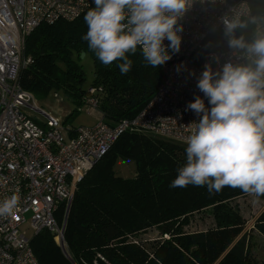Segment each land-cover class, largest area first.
Returning a JSON list of instances; mask_svg holds the SVG:
<instances>
[{
    "label": "trees",
    "instance_id": "obj_1",
    "mask_svg": "<svg viewBox=\"0 0 264 264\" xmlns=\"http://www.w3.org/2000/svg\"><path fill=\"white\" fill-rule=\"evenodd\" d=\"M249 4L259 0H247ZM73 20L41 23L25 37L23 57L31 63L18 74L21 87L44 100L59 91L68 94L78 112L88 88H100L92 94L98 100L102 119L113 125L133 118L152 98L161 77V66L143 61L138 50L129 58L131 70L121 74L117 62L103 65L83 39L87 32L84 16ZM239 35V30L238 33ZM250 36V34H249ZM217 48L227 49L217 34L208 36L192 60L200 64L204 56ZM93 63V78L88 86L81 65V54ZM186 147L139 132H124L111 148L76 184L64 228L68 255L75 264H264L249 251L245 221L232 200L246 193L223 188L209 194L207 186L189 185L171 188L178 168L186 162ZM118 159L135 163L132 178L117 176ZM212 209L215 228L185 232L193 214ZM65 218L61 206L55 214L60 225ZM156 228L168 239L153 244L150 251L132 242L140 233ZM253 230L264 237V210L254 221ZM30 246L38 264H72L48 229L34 235Z\"/></svg>",
    "mask_w": 264,
    "mask_h": 264
},
{
    "label": "built area",
    "instance_id": "obj_2",
    "mask_svg": "<svg viewBox=\"0 0 264 264\" xmlns=\"http://www.w3.org/2000/svg\"><path fill=\"white\" fill-rule=\"evenodd\" d=\"M245 0H193L177 21L182 26L179 52L169 41L163 44L170 59L161 66L157 89L146 105L130 119L107 124L102 117L92 125L72 126L42 109L33 94L21 87L19 71L31 63L23 57L24 40L39 24L73 20L94 7V0H0V202L19 197L15 216L0 217V264H38L30 241L42 229L54 234L62 252L65 220L55 219L58 209H69L76 184L126 131L163 137L186 145L191 123L200 117L187 105L200 96L198 80L214 59V72L226 62H243L233 55L224 36L222 17ZM217 34L227 49L215 48L200 64L192 60L204 40ZM218 58V59H217ZM100 88H88L79 113L98 112L92 96ZM54 96H57L54 94ZM41 119H40V117ZM28 224L32 235L22 227ZM168 239L167 234L163 235ZM161 238V237H160ZM132 242L140 245L137 240ZM97 258L107 262L103 256ZM96 264V260L93 261Z\"/></svg>",
    "mask_w": 264,
    "mask_h": 264
},
{
    "label": "clouds",
    "instance_id": "obj_3",
    "mask_svg": "<svg viewBox=\"0 0 264 264\" xmlns=\"http://www.w3.org/2000/svg\"><path fill=\"white\" fill-rule=\"evenodd\" d=\"M193 0H94L84 16L89 49L105 66L119 62L127 74L139 50L147 65H163L171 57L163 41L179 52L182 26L177 21ZM224 36L234 56L214 72L205 65L197 87L208 98L196 96L187 105L200 117L191 123L186 140V162L171 188L207 186L209 194L223 188L264 196V0H247L222 17ZM239 30V35L237 34ZM250 34V36H249ZM218 59V58H217ZM19 197L0 202V217L15 216Z\"/></svg>",
    "mask_w": 264,
    "mask_h": 264
},
{
    "label": "rangeland",
    "instance_id": "obj_4",
    "mask_svg": "<svg viewBox=\"0 0 264 264\" xmlns=\"http://www.w3.org/2000/svg\"><path fill=\"white\" fill-rule=\"evenodd\" d=\"M80 63L83 66L84 72L86 74L85 86H88L93 78L92 60L90 59V57L84 56L83 58H81ZM209 65L212 68L216 67L214 59L209 60ZM56 95L57 96L51 94L50 96H48V98L44 100L36 101L37 104L51 116L57 117L59 119H64L68 114L75 110L77 106L74 103V100L65 92L59 91L56 93ZM94 113L95 112H93L91 115H87L84 113H75L74 116L67 121V124L72 126L90 125L94 122L92 116ZM151 137L161 138L164 140L175 142L173 140L163 137ZM184 146L186 147V145ZM114 172L117 176L123 178H132L135 175V163L131 160L118 159L114 166ZM232 205H236L238 207L239 212L245 221V226L241 234L243 235L244 233H247V235L250 236L251 240H255L256 238L258 239V236L253 234V230L249 227L254 222L257 213L262 207H264V196L256 198L254 196L244 194L233 199ZM209 228H215V222L212 216L211 208H208L203 212L193 214L190 218V224L184 228V231L198 232L207 230ZM22 229L26 231V234L28 236L32 235V230L29 229L28 224H25ZM135 240L141 243L140 245L147 249V251H150V248L153 244H161V242L166 240V238H164L163 235L160 236L158 229L152 228L147 230L146 232L140 233L137 237H135ZM256 244H258V249H256L255 254H253V256L257 261H260L262 258H264V243H261V241L258 240L254 243V245Z\"/></svg>",
    "mask_w": 264,
    "mask_h": 264
},
{
    "label": "crops",
    "instance_id": "obj_5",
    "mask_svg": "<svg viewBox=\"0 0 264 264\" xmlns=\"http://www.w3.org/2000/svg\"><path fill=\"white\" fill-rule=\"evenodd\" d=\"M93 123H95V121L97 120V119H99V118H101V113L98 111V112H95L93 115ZM92 123V124H93ZM92 124H90V125H92ZM262 210H264V207H262L261 209H260V211L257 213V216L260 214V212L262 211ZM257 216L255 217V219L257 218ZM255 221V220H254ZM253 226H254V222L251 224V226L249 227V228H251L252 230H253ZM244 229V228H243ZM243 232V231H242ZM253 234H255L256 236H258V239L256 238L255 240H251L250 239V236H247V243H248V245H249V251H250V253L253 255V254H255V251H256V249H258V244H256V245H254V243L256 242V241H258V240H260L261 241V243H264V237H262L261 235H259L255 230H253ZM242 236V234H240L239 236H238V238H237V240L240 238Z\"/></svg>",
    "mask_w": 264,
    "mask_h": 264
},
{
    "label": "water",
    "instance_id": "obj_6",
    "mask_svg": "<svg viewBox=\"0 0 264 264\" xmlns=\"http://www.w3.org/2000/svg\"><path fill=\"white\" fill-rule=\"evenodd\" d=\"M83 57H84V53L81 54V58H83ZM68 211H69V209L66 211L65 218H64V220H65L64 224L66 223V219H67V216H68ZM65 256L70 260V262L72 264H75L74 261L72 260V258L68 254L65 253Z\"/></svg>",
    "mask_w": 264,
    "mask_h": 264
}]
</instances>
